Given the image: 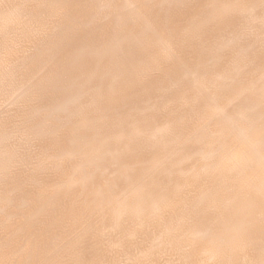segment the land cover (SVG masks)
Segmentation results:
<instances>
[{
    "label": "bare ground",
    "instance_id": "1",
    "mask_svg": "<svg viewBox=\"0 0 264 264\" xmlns=\"http://www.w3.org/2000/svg\"><path fill=\"white\" fill-rule=\"evenodd\" d=\"M0 264H264V0H0Z\"/></svg>",
    "mask_w": 264,
    "mask_h": 264
}]
</instances>
